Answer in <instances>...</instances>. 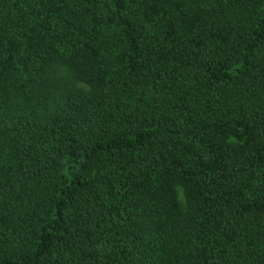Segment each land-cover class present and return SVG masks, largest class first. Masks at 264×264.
<instances>
[{"label": "trees", "instance_id": "1", "mask_svg": "<svg viewBox=\"0 0 264 264\" xmlns=\"http://www.w3.org/2000/svg\"><path fill=\"white\" fill-rule=\"evenodd\" d=\"M0 264H264V0H0Z\"/></svg>", "mask_w": 264, "mask_h": 264}, {"label": "snow or ice", "instance_id": "2", "mask_svg": "<svg viewBox=\"0 0 264 264\" xmlns=\"http://www.w3.org/2000/svg\"><path fill=\"white\" fill-rule=\"evenodd\" d=\"M53 72L55 75H65L67 74L68 70L63 67H59V68H54Z\"/></svg>", "mask_w": 264, "mask_h": 264}]
</instances>
